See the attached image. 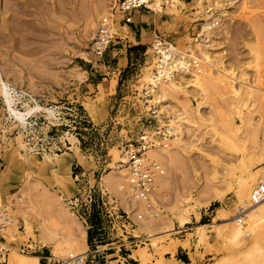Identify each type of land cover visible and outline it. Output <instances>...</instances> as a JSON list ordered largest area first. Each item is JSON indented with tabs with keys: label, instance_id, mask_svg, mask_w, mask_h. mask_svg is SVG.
I'll return each instance as SVG.
<instances>
[{
	"label": "rangeland",
	"instance_id": "obj_1",
	"mask_svg": "<svg viewBox=\"0 0 264 264\" xmlns=\"http://www.w3.org/2000/svg\"><path fill=\"white\" fill-rule=\"evenodd\" d=\"M94 1L96 5L104 3V0ZM182 1L186 2L183 14L188 17L165 13L154 15L148 23V39L139 45L125 28L124 21L118 20L120 27L114 28L113 42L106 53L98 57L91 49L93 41L88 38L92 31L85 38L84 27L78 18L80 5L88 10L93 4L80 0L73 4L74 12L67 7L61 12H47L45 15L52 34L47 40L42 39L45 41L44 51L36 57L44 58L41 63L0 65L3 80L15 91L16 110L23 113L26 105L33 104L32 100L44 109L20 124L10 117L0 96L1 170L7 167L6 153L16 148L19 141L28 144L31 154L39 160L46 156L44 139L62 143L65 151L73 157L71 178L78 189V194L64 204L86 232L88 252L83 264H110L113 261L134 264L133 259L142 261L143 257L154 262L159 256L172 257L181 264H215L219 260L224 264L245 262L244 251L250 247L252 238L223 241L215 238L212 226L218 224L225 228V222L245 210L250 201L247 189L251 193L261 180L262 173L255 175L253 168H259V162L264 159V154H261L264 152V90L252 96L242 92L239 98L228 94L224 97L220 94L197 96L180 91L163 99L162 109L157 108L154 97L149 94L147 97L143 87L148 69L153 66L154 35L169 40L182 50L186 47V38H193L205 23L202 16L192 15L197 11L191 10L195 6L194 0ZM238 1L235 6H230L226 0L222 2L227 13L229 39L222 50L225 57L217 67L223 71L224 66L230 64L236 73L244 70L245 75L240 81L244 84L253 73L252 65L248 63L249 50L256 36L254 27L264 26V0ZM51 7L54 9L55 5ZM191 19L198 21L186 26V20ZM257 31L264 56V27ZM39 40L42 41L39 38L38 44ZM260 70L264 88V59L260 62ZM197 102L202 104L199 114L196 112ZM176 107L191 109V132L198 141L189 151V156L183 155L191 173L177 170L179 185L162 189L167 194L168 203L177 198L196 199L199 196L205 199L207 196L200 193L205 187L217 188L221 196L208 206L197 208L198 221L195 215H191V223L183 229H179L173 218L176 232L149 239L150 246L147 247L137 243L147 234L135 222L128 230L122 226V215L130 217L131 213L124 207L116 190V184L121 180L119 166L123 164L114 160V153L124 158L126 147L135 140L141 126L147 134L148 130L163 132L172 140L164 126L170 124L169 120L173 119L170 113ZM155 111L160 112L155 114ZM157 115L162 124L155 118ZM148 135L152 137V134ZM178 137L187 143L192 141L188 135ZM150 140V145L155 148L154 140ZM170 146L176 149L171 143ZM162 168L167 172L165 167ZM102 177L106 178L105 182ZM44 178L48 182L42 177L38 180L48 189L46 192L39 193L37 188H33L24 196L37 203L39 213L36 218L44 220L49 228L46 231L61 234L67 239L72 227L64 221L53 203L52 194L57 191L59 195V186ZM239 179H243V184H239ZM182 180L183 186L180 184ZM11 185L21 187L16 179L0 185V203L16 192L17 189ZM29 223L33 228L32 235H22L23 229L17 234L20 248L25 247L21 249H24L22 253L37 257V264L59 263L60 260L54 258L55 239L51 241L48 238L45 242L36 220ZM199 224L211 231L212 251L209 253L204 252L194 235ZM185 241L188 247L182 246ZM176 247L179 249L173 253ZM141 249L145 255L141 254Z\"/></svg>",
	"mask_w": 264,
	"mask_h": 264
},
{
	"label": "bare ground",
	"instance_id": "obj_2",
	"mask_svg": "<svg viewBox=\"0 0 264 264\" xmlns=\"http://www.w3.org/2000/svg\"><path fill=\"white\" fill-rule=\"evenodd\" d=\"M46 1L50 2V5ZM79 1L0 0V65L3 63L10 65L26 64L28 62L41 63L44 58L36 57L44 51L43 44L45 41L42 39L47 40L49 34H52L49 30V19L45 18V15L47 12H61L66 10L67 7H71L74 12L76 8L72 6ZM86 1L91 2L93 6H91V9L85 10L80 5V16L78 18L84 27L85 38H87L86 35H89V31H92V34L88 36L91 41L97 38L98 33H101L104 24L108 25L112 38H115V29L120 27L118 20H123L125 28H127L133 21H136L137 16L133 18V14L136 12L137 15L142 8L150 12L148 14L150 19L159 13L178 14V16L184 17L183 9L184 7L186 8V2L182 0H135L136 9L131 13L129 22H126L121 10L120 2L122 0H104L102 5H96L94 0H81L82 3ZM226 1L230 6H235L239 2L238 0ZM51 2L55 5L54 9L51 7ZM222 2L223 0H194L195 6L191 10L196 9L197 11L192 15L202 16L205 23L199 28V32H196L193 38H186V47L182 50L178 49L169 40L165 39V43L161 42L160 37L154 35L152 40L154 48L152 50L153 66L148 69L143 87L147 97L148 94L154 97L155 104L159 110L163 107V99L170 95L174 96L180 91L188 94L195 93L197 96L220 94L224 97L228 94L233 98H239L242 92L249 96L263 93V76L260 70V62L264 59V56L263 52L261 53L260 46L262 45L258 39L257 30L264 26L254 27L256 36H254L253 45L249 50L250 59L248 62L252 65L253 73L248 80H245L244 84L240 82L242 76L245 75L244 70L236 73L235 70H231L232 66L230 64L225 65L223 71L217 67L225 57L222 50L225 49L226 40L229 39L227 13L223 9ZM241 5L242 3L239 4V6ZM97 20L99 21L96 23ZM196 21L198 20H186V26L189 27L191 23ZM114 22L116 23L114 24ZM39 38L42 40H39L40 44H38ZM81 56L87 59L86 55L82 54ZM25 58L32 59L26 60ZM14 94L15 91L3 80L0 71V96L12 119L23 124L28 117L44 110L35 100H32V105H26L24 112H19L14 107L16 101V95ZM148 102L151 103L152 101H147L146 103ZM201 105V103L197 102L196 112L198 114ZM190 110L176 107L170 113V117H173L175 121L170 119V124L164 127L172 140H169L168 136L163 132L156 133L153 130H148V134H152L149 139L154 140L156 138L154 140L156 146L155 148L151 146L145 150L148 157L158 163L162 169V174L158 176L154 185L151 209H146L144 204L141 203L132 208L127 203L124 189L126 187L128 159L126 156L122 158L117 153H114V160L123 164L119 166L118 173L121 174V180L116 184V190L123 200L124 207L131 213L130 218L150 239H157L159 235L166 233H175L173 218L176 220L179 229H183L191 223V215H195L198 221L196 209L208 206L221 196L216 190L217 188L214 190L211 187H205L200 191V193H204L207 196L205 199L199 196L196 199L190 197L177 198L168 203L167 194L162 190L163 188L179 185L178 177L176 176L177 170L181 171L183 169L186 173H191V169L183 157V155L189 156V151L196 146L198 141V137L191 132L193 121ZM158 112L160 111H155V114ZM155 118L161 124L163 123L160 121L159 115ZM174 126L177 128H174ZM182 134L188 135L189 140L192 141L188 143L182 141L185 137L182 136V139L178 137ZM170 143L176 149L170 148ZM43 145L46 156L42 160L34 158L29 145L20 141L16 148H12L7 152L5 156L7 167L2 171L0 166V185L15 179L18 180L21 187L18 188L16 185H11V188L17 190L13 193V196L7 197L6 201L12 198L29 201V210H26L21 216L24 228L22 235L33 234V228L29 222L36 220L42 230L44 241L47 242L48 238L51 241L52 238L55 239V259L66 261L78 258L80 264H82L88 252L86 232L82 223L75 218L70 208L64 204L70 201L68 199H72L78 194L77 186L71 178L73 157L65 151L62 143L57 140L46 138L43 140ZM261 154H264V152L261 151ZM162 166L167 169V172L164 171ZM258 166L260 167L253 168L255 169L254 174L259 175L262 173L261 180L259 179L262 181L264 179V159L259 162ZM39 177L48 182L44 178L47 177L49 178V183L53 182V184L59 186V195L57 191L51 194L54 196L53 203L57 205V211L60 212L64 221L72 227L67 239H64L61 234H53L46 231L49 228L45 225L44 220L36 218L39 213L37 203L24 196V194H29L28 192H31L33 188H37L39 193H44L48 190L38 180ZM102 181L105 182L106 178L102 177ZM260 181H258L257 185ZM183 182L182 180L181 186L185 185ZM238 182L243 184V179H239ZM257 185L251 193L247 189V196H249L250 201L246 204L245 210L239 212L238 216H233L228 221L226 220L225 228H220L221 226L218 224L212 226L214 227L215 238L223 241H241L246 240V238H252L250 247L244 251L245 262L243 264H264V200L261 202L253 201V192ZM198 195L200 194L198 193ZM138 214H144L146 219L138 220ZM14 215H17V211H14ZM196 229L194 235L199 239L198 242L202 245V249L206 253L211 252L212 244L209 236L211 231H207L208 228L200 224L196 226ZM19 233L21 232L14 229L3 234L6 245L8 244L10 247L7 246L11 250H9L6 264H37V257L22 253L24 250H21L22 246L20 248V242L17 239V234ZM182 246L188 247V243L185 241ZM140 251L142 255H145L144 249ZM142 262L143 264H181L178 260L172 259V257L164 258L163 256L155 258L154 262H149L143 257ZM112 264H117V262H112ZM215 264H224V262L219 260Z\"/></svg>",
	"mask_w": 264,
	"mask_h": 264
},
{
	"label": "built area",
	"instance_id": "obj_3",
	"mask_svg": "<svg viewBox=\"0 0 264 264\" xmlns=\"http://www.w3.org/2000/svg\"><path fill=\"white\" fill-rule=\"evenodd\" d=\"M120 4L121 10L125 16L124 19L126 22H129V18H131L132 15L131 13L136 9V1L122 0ZM102 28L101 33H98L97 38H95L91 44L93 53H95L98 57H102L106 53L114 39L112 38L108 25L104 24ZM164 40L165 39L160 37L161 42L165 43ZM153 49L152 42V50ZM150 143L151 140L149 139L146 130H143V126H141L135 140L132 142L130 141L126 147L127 151L125 152V156L128 159V163L126 167L127 176L124 193L127 203L132 208L141 203L144 204L146 209H151V197L153 195L154 185L156 184L158 176L162 174L160 165L149 158L147 151L145 150L146 148L151 147ZM253 194L254 202H261L264 200V179L259 182ZM29 208V201L23 199L12 198L11 200L0 204V264L5 263L10 250L6 245V240L3 234L14 229L18 232H20L21 229L24 231L21 216L26 210H29ZM14 211H17V215H14ZM121 218L123 219L122 226L125 230L134 226V221H132L129 216L125 215L124 217L122 215ZM145 219L144 214H138V220ZM149 239L150 238L147 236H143L142 239L137 241V243L139 242L141 245H146L148 247L150 246L148 242ZM57 264H80V261L78 258H75L66 261L60 260Z\"/></svg>",
	"mask_w": 264,
	"mask_h": 264
},
{
	"label": "crops",
	"instance_id": "obj_4",
	"mask_svg": "<svg viewBox=\"0 0 264 264\" xmlns=\"http://www.w3.org/2000/svg\"><path fill=\"white\" fill-rule=\"evenodd\" d=\"M142 11L143 9L139 10L137 15L136 12L133 14V18L137 16L136 21H133L130 24V26L127 27V29L131 32V34L134 35L133 40L137 42L138 45L141 43V41L146 42V40L148 39V23L150 18L148 15V10L145 9V12ZM164 247L166 246L164 245ZM178 249H179L178 247L174 248L173 253H176ZM165 256H168V254H166ZM129 258H131V256ZM113 262H117L118 264V261H113ZM132 262L134 264H143V262L140 261L139 259H133ZM110 264H112V262H110Z\"/></svg>",
	"mask_w": 264,
	"mask_h": 264
}]
</instances>
